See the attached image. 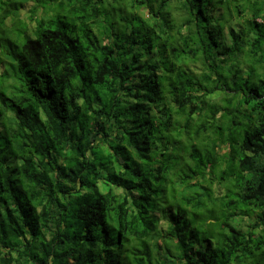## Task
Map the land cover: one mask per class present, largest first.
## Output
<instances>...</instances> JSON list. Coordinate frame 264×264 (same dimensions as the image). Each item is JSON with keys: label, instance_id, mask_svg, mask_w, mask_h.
I'll use <instances>...</instances> for the list:
<instances>
[{"label": "trees", "instance_id": "1", "mask_svg": "<svg viewBox=\"0 0 264 264\" xmlns=\"http://www.w3.org/2000/svg\"><path fill=\"white\" fill-rule=\"evenodd\" d=\"M0 264H264V0H0Z\"/></svg>", "mask_w": 264, "mask_h": 264}]
</instances>
